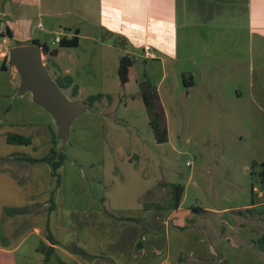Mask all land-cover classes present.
<instances>
[{"label":"crops","instance_id":"0c3cea01","mask_svg":"<svg viewBox=\"0 0 264 264\" xmlns=\"http://www.w3.org/2000/svg\"><path fill=\"white\" fill-rule=\"evenodd\" d=\"M39 17L40 21H36L35 25L38 33L52 34V38L41 40L39 34L32 35V20ZM237 18L245 24L241 25ZM23 26L28 29L26 33L19 32V28ZM2 30L4 33H0V60L3 62L6 59L4 64L8 60L4 48L9 42L27 43L35 38L48 51L56 50L53 56L44 54L50 63L47 68L54 78L71 76L78 86L74 97L80 100L89 95L83 94L85 87L100 85L97 81L102 78L107 87L101 92L110 95L113 103L116 92L110 90L109 82H114L112 76L113 72L117 73L119 58L124 54L131 55L135 65L136 58L141 55L140 50L144 58H160L161 64H165L168 58L177 61L180 57L245 60L248 62V87L251 95L247 108L248 118L252 126L264 124V0H0V32ZM6 30L10 31L11 36H7ZM73 36L77 37L75 46L61 47L56 46L58 42L54 43L55 37L69 39ZM146 46L148 50H145ZM146 53L152 56L146 57ZM64 59L68 64L66 66L61 62ZM12 73L14 77H18L14 68ZM110 76L111 79L107 81ZM167 77L165 71L157 84H154L164 109L165 123L167 109L161 97V85ZM186 82L190 86L193 80ZM14 83L13 81V85ZM117 84L120 85V80ZM171 91L174 93V90ZM166 92L167 88L164 93ZM107 102L103 98L86 111H90V115L96 114L97 111L92 110L108 108L111 102ZM123 107L128 109L127 102L124 101ZM89 125V121L81 124L90 129ZM48 139L49 130L47 148ZM12 153L14 152L0 157ZM12 161L14 160L9 157L4 163L11 165ZM27 165L28 163L24 169H21V165L20 169H0V190L5 187L10 190L4 194L8 202H0V219L1 210L5 206L10 209H25L24 213L5 219L0 237L15 238L16 244L8 248L0 247V250L12 252L28 237L33 236L31 249L36 252L40 242L53 247V253L58 257L57 263L66 259L65 263L69 262L68 264H106L102 259L94 258L102 251L118 264H125L122 263L124 259H128L130 264L134 261L135 264H189L193 262L191 259L194 255L204 257L218 253V246L214 243L204 244L199 232H196L197 236L189 233L193 228L200 227L201 233L205 232L207 235L206 225L197 224L194 215L191 216L187 208L183 207L181 198L176 208H170L174 185L168 184V191L162 197L159 188L155 191L154 186L150 188L147 185L136 189L140 184L138 183L132 190L118 196L121 197V205L130 197L132 203L129 205L104 210L100 207L91 209L94 206H89L87 212H82L79 200L71 203L66 199V192L63 190L66 187L60 178V168V181L57 182L56 176L51 175V169H34V165ZM90 170L92 172L93 169ZM115 170L124 174L123 181L134 175L127 172L129 169L123 172L121 169ZM108 171L110 178L105 177L112 182L113 173ZM260 172L261 186L252 187L256 199L251 198L243 208H235L238 214L242 213V209L252 212L254 216L251 217L259 222L263 221L264 215V182ZM98 178L104 180L102 175ZM145 181L147 182L146 179L141 180L142 183ZM110 193L115 195L117 192ZM51 195L53 200L50 199ZM147 197L153 202L145 203ZM138 198H141L140 202H136ZM160 198L162 203H158ZM93 199L95 205V198ZM226 209L201 206L203 212L213 214H222ZM230 210L234 208L231 207ZM216 218L220 227L225 230L226 226H221L224 219L219 216ZM263 228L264 226L261 233ZM226 229L232 231L229 226ZM48 234L54 239V243L47 239ZM191 236L192 245L187 241ZM66 245H73L90 257L84 260L75 252H69ZM262 250L264 251V247ZM38 253L36 257L40 254ZM184 254H187L186 262H179L183 261L181 257L184 258ZM205 259L207 258L203 261Z\"/></svg>","mask_w":264,"mask_h":264},{"label":"rangeland","instance_id":"374dc122","mask_svg":"<svg viewBox=\"0 0 264 264\" xmlns=\"http://www.w3.org/2000/svg\"><path fill=\"white\" fill-rule=\"evenodd\" d=\"M238 18L239 23L244 25ZM36 21H40V17L32 20V35L39 34L41 40L52 38V34L38 33ZM27 31L25 26L19 28V32ZM0 33H4L3 30ZM15 43L11 41L5 46L7 57L8 48ZM48 44L51 46L50 41ZM56 46H59L58 43ZM140 53L133 68L135 82L145 78L144 74L153 84H157L165 71L168 76L161 85V97L167 109V142L157 144L153 140L144 104L136 93L137 83L130 81L122 88L121 84H117L118 74L113 72L114 82H109V88L116 92L114 102L108 108L92 110L97 111L96 114L90 115V111H85L78 115L62 149L65 159L59 173L65 182L66 188L63 190L66 192V199L71 203L79 200L82 212H87L89 206H94L91 209L100 207L104 210L119 207L122 203L118 196L132 190L138 183L140 184L136 189L147 185L150 188L154 186L155 191L159 188L162 197L168 191V184L180 185L183 207L187 208L191 216L194 215L198 225L205 224L207 230V235L205 232L201 233L200 227L193 228L189 233L197 236L196 232H199L204 244L214 243L218 246L215 256L194 255L191 259L193 262L189 264H264V244L260 242V234L264 232V228L262 233L260 231L264 226V215L263 221L259 222L251 217L254 216L252 212L242 209V213L238 214L235 209L243 208L251 198L256 199L252 187L261 186L259 172L263 169L261 163L264 160V124L252 126L248 118L247 108L251 101L248 62L226 58L180 57L177 61L168 58L165 64H161L160 58L148 59L144 58L141 50ZM42 60L46 66H50L44 54ZM61 62L64 66L68 65L65 59ZM2 63L0 60V155L14 152L41 157L47 152L48 129L57 131L56 120L47 110L32 101L30 92L17 94L19 77L13 76V68L8 62L4 64V68H1ZM61 67L63 68L62 65ZM48 72L54 78L49 69ZM110 79L111 76L106 80ZM186 80L193 82L186 86ZM97 82L100 85L91 88L86 86L83 94L103 93L101 91L107 85L102 78ZM166 88L167 92L164 93ZM239 91L241 93H237ZM63 92L70 97L68 89ZM132 93L135 99L131 98ZM70 99L78 103L84 102L78 97ZM124 101L127 102V110L123 107ZM84 121L90 122V129L81 126ZM9 132L30 137L31 145L7 144L5 135ZM58 146H61L60 139ZM19 165L24 169L26 163L23 160L12 161L11 165L0 163V169H18ZM31 165H34V169H50L46 163H29L27 166ZM90 169H93L92 172ZM115 169H121L122 172L129 169L127 172L134 175L123 181L124 174H119ZM108 170L113 173L112 182L105 177L110 178ZM101 175L106 182L98 178ZM145 179L147 182L142 183L141 180ZM121 187L125 189L122 190ZM9 191L7 187L0 190V202H8L4 194ZM111 191L117 193L112 195ZM140 200L138 198L136 202ZM152 202L150 197L145 199V203ZM162 202L160 198L158 203ZM130 203L132 199L129 197L123 205ZM205 205L217 210L227 209L222 214L205 213L201 210V206ZM231 207L234 210H230ZM12 209L16 208L5 206L1 210L0 234L5 227L7 212ZM217 216L224 219L221 226L231 227V232L226 227L225 230L220 227ZM193 236L187 239L190 245L193 244ZM15 240L0 237V247L15 245ZM32 240L33 236L28 237L12 252L0 250V264H58V257L54 253L49 254L50 261L45 263V253H41L39 248L36 252L31 249ZM65 248L71 252L74 246L66 245ZM76 249L79 248L75 247L74 250ZM76 251L84 260L90 257L85 251V254ZM182 256L184 258L180 255L183 261L179 262H186L187 254ZM94 258L102 259L106 264H118L103 251ZM204 258H207L206 261H203ZM62 260L67 262L66 259ZM122 263L130 264L128 259L122 260Z\"/></svg>","mask_w":264,"mask_h":264},{"label":"trees","instance_id":"16d2710c","mask_svg":"<svg viewBox=\"0 0 264 264\" xmlns=\"http://www.w3.org/2000/svg\"><path fill=\"white\" fill-rule=\"evenodd\" d=\"M7 36H11V33L9 30H6ZM40 44L37 39H32L27 43H21L16 42L15 45H22V44ZM59 46L61 47H70L75 46L77 44V37L73 36L69 39L65 37H61L58 42ZM41 45V44H40ZM42 46V52L48 56H53L56 54V50H50L48 51L47 48L44 45ZM6 59H4L1 68L4 67V62ZM49 61V59H48ZM48 67V66H47ZM134 57L128 54H124L119 58L118 61V67H117V73L120 80V84L122 88H125L126 85L133 81L134 83H137L134 81V78L132 74H134ZM145 78L140 80V82L137 83V91L136 93L141 97L142 102L144 104L148 123L150 130L152 132V135L154 137V140L156 143H164L168 140V132L167 127L165 123V113L162 106V103L160 101L156 86L145 76ZM133 78V79H132ZM191 78V77H190ZM55 83L60 87L62 90L69 89V95L70 97H74L77 94L78 86L76 83H74L73 78L69 75L64 76H58L53 78ZM184 84L188 86L187 82L184 81ZM131 98H134V93L131 94ZM69 97V98H70ZM103 98H106L108 102H111V96L108 94H102L97 93L94 95H89L84 99V102L82 104H85L89 107L93 106L94 103L100 102ZM49 139H48V148L47 152L42 155L41 157L34 158L31 156H27L26 154H20V153H12L9 156L0 157V163H4L9 157L12 158L14 161L23 160L26 163H46L49 165L51 169V175L56 176L57 182L60 181L58 169L61 167L63 160L65 159V154L60 149V146H58V138L56 131H53L52 128H49ZM5 140L7 144H15V145H24L28 146L31 143V138L22 134L9 132L5 135ZM262 170L260 172L261 180L264 182V160L261 163ZM53 192V191H52ZM182 194V187L180 185H174L172 188V195H171V206L170 208H176L179 205L180 198ZM53 196L51 195V198ZM24 208H16L12 209L7 212L8 216L18 214V213H24ZM47 239L51 240L53 243L55 242L54 239L51 237V235H47ZM50 241V242H51ZM260 242L264 244V232L261 234ZM39 251L41 253H45V258L43 259L45 263L49 260V254L53 253V247L46 245L43 242H40ZM75 249V248H74ZM72 252H75L74 250ZM76 252L78 253H84L82 250L78 249ZM85 254V253H84ZM58 264H68L65 263L62 260L58 261Z\"/></svg>","mask_w":264,"mask_h":264},{"label":"water","instance_id":"95a60500","mask_svg":"<svg viewBox=\"0 0 264 264\" xmlns=\"http://www.w3.org/2000/svg\"><path fill=\"white\" fill-rule=\"evenodd\" d=\"M43 54L38 43L15 45L9 49L7 62L19 77L17 94L30 92L32 101L55 118L57 138L61 141L60 149H63L74 119L89 106L69 99L58 87L42 60Z\"/></svg>","mask_w":264,"mask_h":264},{"label":"built area","instance_id":"2783aa9c","mask_svg":"<svg viewBox=\"0 0 264 264\" xmlns=\"http://www.w3.org/2000/svg\"><path fill=\"white\" fill-rule=\"evenodd\" d=\"M59 39H60L59 37H55V39H54V43L59 42ZM145 50H148V47H147V46L145 47ZM151 56H152V55H151L150 53H146V57H149V58H150Z\"/></svg>","mask_w":264,"mask_h":264}]
</instances>
